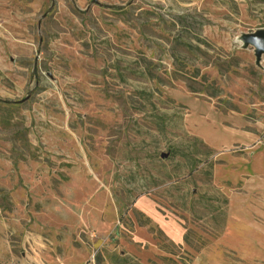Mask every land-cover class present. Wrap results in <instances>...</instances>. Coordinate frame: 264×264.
<instances>
[{"label": "rangeland", "instance_id": "rangeland-1", "mask_svg": "<svg viewBox=\"0 0 264 264\" xmlns=\"http://www.w3.org/2000/svg\"><path fill=\"white\" fill-rule=\"evenodd\" d=\"M261 28L264 0H0V264H264Z\"/></svg>", "mask_w": 264, "mask_h": 264}, {"label": "trees", "instance_id": "trees-1", "mask_svg": "<svg viewBox=\"0 0 264 264\" xmlns=\"http://www.w3.org/2000/svg\"><path fill=\"white\" fill-rule=\"evenodd\" d=\"M91 264H139L133 256L124 252L110 251L100 248L94 254Z\"/></svg>", "mask_w": 264, "mask_h": 264}, {"label": "crops", "instance_id": "crops-1", "mask_svg": "<svg viewBox=\"0 0 264 264\" xmlns=\"http://www.w3.org/2000/svg\"><path fill=\"white\" fill-rule=\"evenodd\" d=\"M214 118L209 117L208 120H216V113L213 114ZM195 121H200L198 127H202L203 122L207 121L204 118L196 119ZM218 140L221 141L222 145L227 144H247L249 141H254L255 135H249L247 133L239 132L235 129L221 130L220 134H215Z\"/></svg>", "mask_w": 264, "mask_h": 264}, {"label": "water", "instance_id": "water-1", "mask_svg": "<svg viewBox=\"0 0 264 264\" xmlns=\"http://www.w3.org/2000/svg\"><path fill=\"white\" fill-rule=\"evenodd\" d=\"M238 40L242 42L244 47L253 46L255 62H260L262 54H264V28L258 29L254 32L242 34Z\"/></svg>", "mask_w": 264, "mask_h": 264}]
</instances>
